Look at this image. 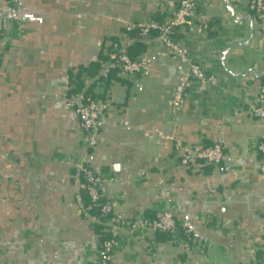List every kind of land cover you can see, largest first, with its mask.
<instances>
[{
  "label": "crops",
  "instance_id": "0c3cea01",
  "mask_svg": "<svg viewBox=\"0 0 264 264\" xmlns=\"http://www.w3.org/2000/svg\"><path fill=\"white\" fill-rule=\"evenodd\" d=\"M177 7L175 0H0V264H95L101 219L82 211L83 163L102 175L117 218L170 211L200 235L175 240L124 226L110 264L264 258V120L252 113L264 83V20L247 0H199L207 23L182 25L174 38L217 82H191L176 108L173 91L188 62L156 40L141 52L134 29ZM124 46L145 67L135 77L116 71L107 88L96 84L110 106L88 145L67 99L77 84L83 93L109 74ZM216 142L232 155L229 169L179 165L178 145Z\"/></svg>",
  "mask_w": 264,
  "mask_h": 264
},
{
  "label": "built area",
  "instance_id": "2783aa9c",
  "mask_svg": "<svg viewBox=\"0 0 264 264\" xmlns=\"http://www.w3.org/2000/svg\"><path fill=\"white\" fill-rule=\"evenodd\" d=\"M178 7L173 10L163 21L151 20L148 24L139 27L140 40L145 44L151 40L164 43L180 58L188 62L187 73L180 79L173 91L172 105L176 108L181 107L187 95V89L191 82L201 84H215L217 78L214 74L208 73L207 70L196 60H190L187 54L177 44L174 38L178 27L185 24H192L195 21L203 26L207 23L205 16H198L199 0H175ZM247 8L252 12V15L264 20V0H247ZM157 31L158 34L152 36V32ZM4 32V15L0 8V41ZM115 59L111 62V68H116L128 75L138 76L145 67V62L142 58L132 59L126 50V47H121ZM107 76V74L105 73ZM68 107L75 110L80 128L84 134L88 145L93 146L96 143V135L103 128L106 112L109 109L110 103L108 100H94L83 96V93L73 94L67 99ZM252 113L255 117L264 120V83L260 87L257 99L254 102ZM260 152L259 165L264 172V139L258 144ZM179 165L183 168H190L199 163L213 164L224 166L229 169L232 165V155L225 150L222 143L216 142L212 145L194 144L191 146L178 145ZM78 174L82 177L80 187L87 193L94 205L101 208L100 217L105 227L109 238L100 243V250L95 264H110L115 246L118 241L120 229L124 226L130 228L132 233H141L148 231H157L165 233L175 240L184 235L192 240H199L200 235L187 228H182L176 218L170 211L156 213L153 216H146L137 220L120 219L112 212L111 203L103 200L104 196L101 191L103 177L87 164L78 165ZM93 204L83 207L84 215H89ZM99 218V215H98ZM250 264H264V258L255 259Z\"/></svg>",
  "mask_w": 264,
  "mask_h": 264
},
{
  "label": "trees",
  "instance_id": "16d2710c",
  "mask_svg": "<svg viewBox=\"0 0 264 264\" xmlns=\"http://www.w3.org/2000/svg\"><path fill=\"white\" fill-rule=\"evenodd\" d=\"M135 31H136V37H137V46H138V48H140L141 50V52L146 48V44L142 41V40H140V30H139V28H136V29H134ZM126 33H127V35L129 36V37H132V29L131 30H127L126 31ZM158 34V32L157 31H153L152 32V36H155V35H157ZM120 49V48H119ZM119 49L118 50H116L115 51V53H114V55H113V58H112V61L115 59V57L114 56H116L117 55V53H118V51H119ZM126 50H127V53H128V55L132 58V59H136L139 55H134L133 54V51H132V47L131 46H127L126 47ZM141 52H139V53H141ZM116 71H119L118 69H116V68H112L111 70H110V72H109V74H107V76H104V75H99V77H98V79L96 80V82L95 83H93V84H91L89 87H87L86 89H84L83 90V96L85 97V99L86 98H89V99H94V100H98V99H100V100H105V94H100V93H97L96 91H95V87H96V84L99 82H103V83H105V87L107 88L108 86H109V84H110V79H111V77L113 76V74L116 72ZM83 83L81 84V83H79V84H77V86H76V88H74L72 91H71V93L69 94V96H71V95H73V94H77L78 92H80V90H82V87H83ZM82 178V177H81ZM83 193L87 196V198H88V202H87V206H89V205H92L93 204V202H92V199H91V197L87 194V193H85V191H83ZM103 200H105V199H103ZM90 211H92V212H96L97 213V215H99V219H101L100 220V224H99V226H98V230H99V232H100V235H101V242H104L106 239H108L109 238V234H108V232H106V227H105V225L101 222L102 220H103V217H100V213H101V208L99 207V206H97V205H94L93 204V208L90 210ZM103 230V231H102Z\"/></svg>",
  "mask_w": 264,
  "mask_h": 264
}]
</instances>
